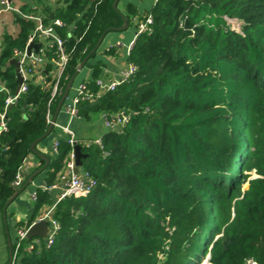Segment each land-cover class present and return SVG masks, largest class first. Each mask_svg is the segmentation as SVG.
Here are the masks:
<instances>
[{
	"label": "trees",
	"instance_id": "obj_1",
	"mask_svg": "<svg viewBox=\"0 0 264 264\" xmlns=\"http://www.w3.org/2000/svg\"><path fill=\"white\" fill-rule=\"evenodd\" d=\"M113 1L64 0L55 10L68 59L53 98L54 44L44 48L45 84L33 74L10 108L0 91L7 116L0 213L78 65L95 56L102 36L137 15L131 4L129 15ZM14 15L19 28L5 33L0 53V81L11 93L18 84L9 62L34 26ZM148 15L127 57L135 72L112 90L96 84L97 66L83 80L90 97L77 114L84 121L130 115L102 132L101 145L76 136L95 186L54 203V242L27 248L33 240L25 238L16 251L20 264H199L206 253L209 264H264V0H157L137 24ZM227 18L240 20V30ZM71 150L60 140L47 185L64 174ZM52 204L49 191L38 189L30 222Z\"/></svg>",
	"mask_w": 264,
	"mask_h": 264
},
{
	"label": "crops",
	"instance_id": "obj_2",
	"mask_svg": "<svg viewBox=\"0 0 264 264\" xmlns=\"http://www.w3.org/2000/svg\"><path fill=\"white\" fill-rule=\"evenodd\" d=\"M9 1L23 13H35L41 15L46 24H50L51 21L56 18L55 10L65 4L64 0ZM117 2L118 8L124 14H129L127 6L131 4V6L137 11V15L145 13L154 4V0H118ZM14 14L17 13L3 12L0 16V53L5 33H15L19 28L18 23L15 21ZM137 15L131 16L129 22L126 20V27L124 29L118 31L113 29L114 31L108 32L103 36L96 49L95 56L87 61L85 69H83L84 66H82L81 70H79L76 74V76L79 75L78 82L74 84L73 80L59 110L56 111L55 108L52 116L55 118V122L60 126L69 124L76 133L77 137H82L87 140H95L101 137L102 132L106 129L102 121V117L105 113H101L97 116L96 120L93 119V122H86L79 116L70 119L69 115L64 111V105L67 104L73 96L76 85L80 81L89 78L93 66H97L100 71L98 78H102L105 81L121 77L122 71L127 64V44L133 39L137 28ZM38 49L39 47L31 48L33 52L38 51ZM61 135L62 133L59 128L52 127L51 131L35 144V149L38 154L34 152L28 154L19 167V175L22 180V184L20 187L16 188V195L6 206L5 211L0 213V264H20V258L16 255L14 248L17 233L16 230L20 227L28 228L32 222L37 220L33 219L30 222V219L34 214L33 200L31 199L30 194L34 190H44L43 188L48 186L46 184L47 171L49 170L48 164L57 153L53 148V141L61 137ZM82 171L83 168L81 169V167H78L77 173L79 175ZM63 175L64 177L69 176L67 169L64 171ZM61 177L56 183H53L56 185L55 188L47 190L49 191L53 204L57 201V197L59 196L63 184L64 177ZM47 209L48 207H44L38 213L39 216L47 211ZM28 222L29 225H26ZM37 238L38 237H33L32 240H36Z\"/></svg>",
	"mask_w": 264,
	"mask_h": 264
},
{
	"label": "built area",
	"instance_id": "obj_3",
	"mask_svg": "<svg viewBox=\"0 0 264 264\" xmlns=\"http://www.w3.org/2000/svg\"><path fill=\"white\" fill-rule=\"evenodd\" d=\"M157 0H154V2ZM3 12H15L19 16L31 20L34 23V26L28 35V38L26 40V46L23 50H14L13 59H15L18 62V68L19 73L22 77V82L19 84L17 90L15 89L14 92H10L8 88L5 86L3 81H0V91L7 92V96L4 101L5 108L9 105L14 104L20 94L24 93L27 90V79H30L33 74H38L36 76V80L38 82H41L43 84L46 83V80L44 76H42L41 71L43 70V63H44V48H46L47 45H56V51H55V57H52L49 59V61L54 66V75L56 77V81L53 84V90L51 93V97L53 98L55 93L57 92V85H58V79L60 75L62 74L64 67L66 65L68 56L66 54L65 46H64V39H62L57 33H56V27L64 25L63 22L58 19L54 18L50 24H46L43 20V17L39 14L35 13H23L18 8L13 6L9 0H0V16ZM1 20V19H0ZM152 19L151 16L148 15L146 18L139 22L137 24V32L134 35L133 39L127 44V55H129L131 48L134 44L135 38L137 35L141 32H143L145 29H147V26L151 23ZM1 22V21H0ZM34 42H40L41 45L39 46L38 51L33 52L30 50V53H27V47L29 44ZM38 52H41L40 54ZM135 65L133 63L127 62L126 67L122 71V75L120 78L112 79L109 81H105L102 78L96 79V84L99 86V88L103 91L105 90H112L117 85L128 79L134 72H135ZM73 96L70 98L69 102L64 105V111L69 115L70 119L78 117V104L81 100H83L86 97H90V94L87 91V86L85 81H80L74 90ZM52 98L49 99L48 105L51 103ZM106 114V113H105ZM103 115L102 121L106 128L114 127L118 124H124L129 119V114H126L123 110H120L119 112L115 114H111L108 116ZM47 122L49 124H52V127H57L61 130V137L55 139L53 141V148L57 152V147L59 145L60 140H67L70 145H72L76 142V133L71 128L69 124L66 125H59L53 120V117L50 113V111L46 114ZM7 129V116L5 113V109L0 110V134ZM94 143L101 145V137L93 140ZM89 144V141L86 143ZM66 169L69 172L68 177H64L62 175L61 178H63V184L59 193V196L57 197V201L67 197L72 196L75 198L84 197L86 196L91 189L95 186V180L86 172L82 171V173L79 175L78 173L74 172V157H73V151L71 150L69 154V158L66 161ZM22 184V180L19 175V169L18 172L13 180V185L18 188ZM56 185H48L45 186L43 189L45 190H51L52 188H55ZM37 196V191L34 190L31 192L30 197L34 201ZM56 201V202H57ZM54 207V204H52L47 211H45L42 215H40L36 221L38 220H45L48 223V233L45 237V239H42V241L46 244V246L51 245L54 242V239L59 232L60 225L56 219L52 217V209ZM26 231L27 228L20 227L16 230V239L14 242V248L15 252L20 247L22 240L26 238ZM40 243V238H37L36 240L31 241L27 248H32L34 243Z\"/></svg>",
	"mask_w": 264,
	"mask_h": 264
},
{
	"label": "water",
	"instance_id": "obj_4",
	"mask_svg": "<svg viewBox=\"0 0 264 264\" xmlns=\"http://www.w3.org/2000/svg\"><path fill=\"white\" fill-rule=\"evenodd\" d=\"M117 1H118V0H114V1H113V6L116 5ZM52 17H53V15H52ZM125 27H126V19L124 18V19H123V24H122L120 27L116 28V29H118V30H122V29H124ZM136 32H137V28H136V30H135L134 35L136 34ZM102 38H103V36L99 39V41H98V43H97V47H98V45L100 44ZM39 46H40V43H31V44H29L28 47H27V53H30L31 48H33V47H34V48H38ZM9 63L12 64V65H14L15 74H16V82H17V84H18V86H19V84L22 82V77H21V75H20V73H19L18 62H17L15 59L12 58V59L10 60ZM83 64H84V61H82V62L78 65V68H77V72H76V74L78 73L79 70H81ZM76 74H74V75L68 80V82H67V84H66V87H65V89H64V91H63V94H62V96L60 97V99H59V101H58V103H57L56 111L59 110L61 104L63 103V100H64L65 96L67 95V93H68V91H69V89H70V87H71V85H72V82H73V80H74ZM18 86H17V88H18ZM17 88H16V90H17ZM10 107H11V105H9V108H10ZM54 119H55V118H53V120H54ZM51 129H52V124H49L48 129H47L46 132L43 134V136L40 137V138L35 139V140L31 143V145H30V149H31L32 152L37 153V151H36V149H35V144H36L41 138L45 137V136L51 131ZM72 151H73V157H74V169H73V170H74L75 173H77V172H78V167H81V166H82V159L88 157V154H87V153H83V152L81 151V147H80V145H79L77 142H75V143L73 144ZM37 154H38V153H37ZM255 176H256V175H253L252 177H255ZM15 195H16V192H15V193H14V194H13L8 200H7V202L5 203V206H4V209H3V212L5 211L6 206H7V205L11 202V200L15 197ZM47 233H48V223H47L45 220H38V221H34V222H32V223L28 226L27 231H26V238H27V239H32L33 237H38V238H40V239H45ZM207 262L209 263V255H208V257H207Z\"/></svg>",
	"mask_w": 264,
	"mask_h": 264
},
{
	"label": "rangeland",
	"instance_id": "obj_5",
	"mask_svg": "<svg viewBox=\"0 0 264 264\" xmlns=\"http://www.w3.org/2000/svg\"><path fill=\"white\" fill-rule=\"evenodd\" d=\"M227 20V22H228V24H229V26L232 28V29H234V30H240V27H241V24H242V22L240 21V20H238V19H235V18H233V19H226ZM111 31H114V30H111ZM111 31H109V32H111ZM115 31H118V29H115ZM108 33V32H107ZM0 46H1V42H0ZM86 68V66L84 65V67H83V69H85ZM78 79H79V75H77L76 77H75V79H74V84L75 83H77L78 82ZM82 168H84V165H82L81 166V169ZM251 173L253 174L254 172H253V170H251ZM244 186H246V185H244ZM207 257H208V253H206V254H202L199 258H200V261H199V264H209L208 262H207Z\"/></svg>",
	"mask_w": 264,
	"mask_h": 264
}]
</instances>
